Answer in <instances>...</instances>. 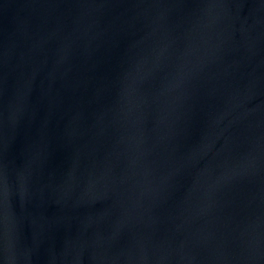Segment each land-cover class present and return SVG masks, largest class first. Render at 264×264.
Segmentation results:
<instances>
[{"label": "water", "instance_id": "1", "mask_svg": "<svg viewBox=\"0 0 264 264\" xmlns=\"http://www.w3.org/2000/svg\"><path fill=\"white\" fill-rule=\"evenodd\" d=\"M0 264H264V0H0Z\"/></svg>", "mask_w": 264, "mask_h": 264}]
</instances>
